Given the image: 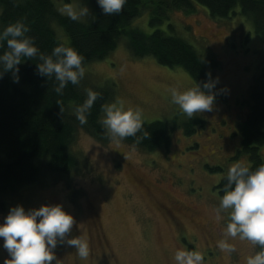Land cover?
I'll list each match as a JSON object with an SVG mask.
<instances>
[{
    "label": "rangeland",
    "instance_id": "374dc122",
    "mask_svg": "<svg viewBox=\"0 0 264 264\" xmlns=\"http://www.w3.org/2000/svg\"><path fill=\"white\" fill-rule=\"evenodd\" d=\"M54 1L56 8L83 2L91 9L90 0ZM193 4L191 12L168 11L156 26L148 23L149 10L141 9L130 27L146 34L155 28L175 34L204 59L211 55L217 60L219 67L213 77L219 78L218 90L226 91L215 101L213 112L197 115L204 126L186 135L182 125L188 118L167 92L171 87L183 91L194 85L185 70L160 65L151 56H134L123 38L103 59L84 65L81 85L112 83L107 87L111 98L106 103L123 99L126 107L142 109L144 122L175 118L177 128L170 135L168 148L145 151L125 140L117 146L78 129L70 145V151L82 160L76 170L63 176L42 166L35 182L5 199L0 223L16 205L27 211L58 203L75 217L77 225L71 235L88 241L90 255L81 260L74 248L58 245L55 253L60 264H175L174 253L180 248L200 251L205 264H243V257L255 251L237 240L232 241L236 252L230 256L220 252L216 242L222 238L228 213H221L223 218L216 222L214 209L222 196L217 184L228 168L236 162L250 165L245 154H237L236 126L245 113L242 102L264 66L263 44L243 15L213 18L204 6ZM53 28L59 38L68 40L62 28L56 24ZM260 153L264 156V146ZM140 178L148 182V191L138 187ZM160 204L186 207L182 212L196 217V223L181 214L171 218ZM6 257L0 238V264Z\"/></svg>",
    "mask_w": 264,
    "mask_h": 264
},
{
    "label": "trees",
    "instance_id": "16d2710c",
    "mask_svg": "<svg viewBox=\"0 0 264 264\" xmlns=\"http://www.w3.org/2000/svg\"><path fill=\"white\" fill-rule=\"evenodd\" d=\"M53 1L0 0V32L8 24L23 20L30 28L27 35L34 39L42 52L50 54L57 44L64 43L81 53L84 65L103 59L124 38L134 56H151L160 65L181 67L195 84L207 80L206 73L209 71L214 79L213 71L219 67L214 57L210 55L204 59L185 39L175 34L158 28L146 34L130 27L141 9L149 10L148 23L156 26L167 17L168 11H193L195 2L204 6L213 18L243 15L259 36L264 52V0H126L123 11L113 16L103 15L96 0H90L92 14L96 17L94 22L92 17L80 22L70 20L57 11ZM235 8L238 10L235 11ZM53 24L62 28L68 37L66 42L58 37ZM168 27L173 31L171 25ZM248 35L249 32L246 33ZM6 49L5 41L0 47V54ZM36 62L24 60L19 65V83L13 82L11 73H5L0 78V211L8 196L38 179L42 166L49 173L63 176L77 169L82 160L70 151V145L78 129H84L102 142L109 140L97 121L101 117V104L111 98V90L107 87L113 84L103 87L82 86L81 82L78 86L69 84L63 95L58 96L54 92L55 82L37 74ZM87 88L100 92L102 99L92 108L88 122L81 125L72 108L83 102ZM220 97L221 94L217 95L216 100ZM57 99L64 103L63 122L58 116ZM242 105L246 109L236 126L239 132L237 154H245L249 167L254 170L264 163V156L260 153L264 146V66L254 77ZM174 119L170 122H144V130L150 133V137L136 146L145 151L168 148L170 135L177 128ZM203 126L204 120L198 116L182 125L186 135ZM137 135H142V132ZM134 140L129 137L125 141L134 144ZM225 176L217 184L221 195Z\"/></svg>",
    "mask_w": 264,
    "mask_h": 264
},
{
    "label": "clouds",
    "instance_id": "9594fccd",
    "mask_svg": "<svg viewBox=\"0 0 264 264\" xmlns=\"http://www.w3.org/2000/svg\"><path fill=\"white\" fill-rule=\"evenodd\" d=\"M105 16L118 15L123 11L126 0H96ZM57 11L72 21L96 17L83 2L63 3ZM30 28L23 20L8 24L0 32V47L6 41L7 49L0 54V78L11 73L14 83H19V65L24 60H36V72L48 81H54V92L62 96L69 85L78 86L85 76L84 57L74 47L57 44L50 54L42 52L34 39L27 35ZM207 80L196 82L181 91L177 87L167 89L171 102L178 106L182 115L192 119L197 115L215 110L217 95L224 90H216L219 78L213 79L211 72ZM85 99L75 105L72 112L81 125L88 122V116L98 100L100 92L87 88ZM58 116L63 122L64 103L56 101ZM123 99L101 104L102 116L98 123L105 136L117 146L129 137L135 138L134 145L148 139L150 133L144 130L143 111L139 107H126ZM142 135L138 136V133ZM223 193L219 206L214 209V219L219 222L221 213H228V222L221 230V239L216 246L221 253L230 256L237 251L235 243H247L255 251L243 257V264H264V163L254 170L243 162L232 164L220 188ZM77 225L75 217L61 204H42L38 208L25 210L23 205L10 207L3 223H0V238L7 257L3 264H60L55 253L58 245L74 248L81 260L90 255L88 241L81 236H72ZM79 227V226H78ZM175 264H205L204 255L198 250L180 248L174 253Z\"/></svg>",
    "mask_w": 264,
    "mask_h": 264
},
{
    "label": "flooded vegetation",
    "instance_id": "af4514ba",
    "mask_svg": "<svg viewBox=\"0 0 264 264\" xmlns=\"http://www.w3.org/2000/svg\"><path fill=\"white\" fill-rule=\"evenodd\" d=\"M137 185H138V187H140V188H143L145 191H148L149 189H148V186H149V184H148V182H146L144 179H138V181H137ZM150 188V187H149ZM161 206H162V208H160L162 211H164V212H166L171 218L172 217H176L177 216V214H181L182 216H184V217H188L189 218V222L190 223H196L195 221H196V217H194L193 215H186V214H184L183 212H182V210L183 211H187L188 209L185 207V208H182L181 206H175V205H172L171 204V206L172 207H176V209L175 208H170L169 206H167V205H164V204H160ZM176 215V216H175Z\"/></svg>",
    "mask_w": 264,
    "mask_h": 264
}]
</instances>
